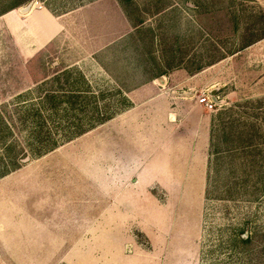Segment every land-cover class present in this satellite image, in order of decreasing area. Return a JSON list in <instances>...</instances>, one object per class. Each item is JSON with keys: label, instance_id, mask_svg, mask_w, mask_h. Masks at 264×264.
Returning <instances> with one entry per match:
<instances>
[{"label": "rangeland", "instance_id": "374dc122", "mask_svg": "<svg viewBox=\"0 0 264 264\" xmlns=\"http://www.w3.org/2000/svg\"><path fill=\"white\" fill-rule=\"evenodd\" d=\"M32 3L62 26L40 49L17 27ZM254 16L264 0H0V264H264V39L241 50ZM161 74L217 100L202 187L181 179L195 149L155 146L150 117L144 147L113 124ZM161 162L178 195L130 190Z\"/></svg>", "mask_w": 264, "mask_h": 264}, {"label": "crops", "instance_id": "0c3cea01", "mask_svg": "<svg viewBox=\"0 0 264 264\" xmlns=\"http://www.w3.org/2000/svg\"><path fill=\"white\" fill-rule=\"evenodd\" d=\"M7 15V14H6ZM5 15V16H6ZM21 23L17 26L21 29H28L26 25L35 33V43L37 48H43L52 41L62 30V26L55 20L46 10L33 7ZM4 17V16H3ZM34 19L35 24L44 26H34L29 24V21ZM26 23V24H25ZM43 25V24H42ZM38 39V43L36 42ZM40 44V45H38ZM103 49L100 48L99 50ZM98 50V51H99ZM96 51V52H98ZM180 74V73H179ZM182 76V75H181ZM189 79L195 77L194 75ZM186 82V83H185ZM188 80H175L172 75H163L160 79L151 80L142 86L133 89L126 93L127 98L132 103V107L113 119V124L121 126L122 131H126L127 127L132 128L137 135L138 141L134 144L135 147H144L147 144L144 128L147 124V118H151L153 135L151 141H155V146L168 147H188L195 149L188 163L198 164L199 169L195 175L193 170H190L185 176L184 172L181 179L198 178L199 186L202 187V178L206 167V151L211 141V114L203 105L197 102V99L185 96L178 93L177 90L182 87L189 89ZM214 89L211 87L208 92ZM209 94V93H207ZM188 95V94H187ZM164 141H172L173 143H164ZM199 149V150H198ZM184 162V161H183ZM187 163V164H188ZM135 168L139 165V161H134ZM128 178V176H127ZM180 176L175 172L168 170L165 163H156L151 167L144 168L137 176L139 187L130 189L136 192V195H145L146 188L154 182L159 183L164 189H171L172 194L178 195L177 184L170 183L169 180L179 179ZM170 185V186H169ZM169 186V188H167ZM174 186V187H173ZM200 191V190H198ZM196 195H200V192ZM182 195H194V191L185 190ZM151 196V194H148Z\"/></svg>", "mask_w": 264, "mask_h": 264}, {"label": "trees", "instance_id": "16d2710c", "mask_svg": "<svg viewBox=\"0 0 264 264\" xmlns=\"http://www.w3.org/2000/svg\"><path fill=\"white\" fill-rule=\"evenodd\" d=\"M128 2V0H127ZM251 19H256L255 22L252 24L251 27H249L248 29L245 30V33L242 35L241 37V50L249 47L253 44H255L256 42L264 39V31L262 30L260 33H258V30L260 31L261 29H258L257 31L254 29L257 25L259 24H263V19L262 17H258V16H254ZM164 74H161L160 76H162ZM82 93V92H81ZM52 94L46 93L44 98L45 99H52ZM83 93L81 96H76L75 98H82L84 99L85 97H83ZM71 98V97H69ZM112 118V116H108L104 119H100L98 120V122L95 123V125H101L103 123H105L106 121L110 120ZM91 129V128H90ZM85 132H87V130H79L77 135H82Z\"/></svg>", "mask_w": 264, "mask_h": 264}, {"label": "built area", "instance_id": "2783aa9c", "mask_svg": "<svg viewBox=\"0 0 264 264\" xmlns=\"http://www.w3.org/2000/svg\"><path fill=\"white\" fill-rule=\"evenodd\" d=\"M197 102L203 105L207 110L213 111L216 103L211 100L207 93H204L201 97L197 99Z\"/></svg>", "mask_w": 264, "mask_h": 264}, {"label": "bare ground", "instance_id": "6f19581e", "mask_svg": "<svg viewBox=\"0 0 264 264\" xmlns=\"http://www.w3.org/2000/svg\"><path fill=\"white\" fill-rule=\"evenodd\" d=\"M34 4H30L29 6L25 7V8H21L18 13L21 15H27L29 13V11L33 8Z\"/></svg>", "mask_w": 264, "mask_h": 264}, {"label": "water", "instance_id": "95a60500", "mask_svg": "<svg viewBox=\"0 0 264 264\" xmlns=\"http://www.w3.org/2000/svg\"><path fill=\"white\" fill-rule=\"evenodd\" d=\"M208 96L211 98V100L215 103H217L216 98L214 97V92L213 93H209Z\"/></svg>", "mask_w": 264, "mask_h": 264}]
</instances>
